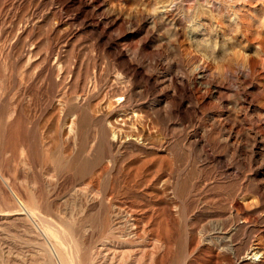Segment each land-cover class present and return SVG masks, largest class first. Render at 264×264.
Instances as JSON below:
<instances>
[{"label": "rangeland", "instance_id": "1", "mask_svg": "<svg viewBox=\"0 0 264 264\" xmlns=\"http://www.w3.org/2000/svg\"><path fill=\"white\" fill-rule=\"evenodd\" d=\"M0 264H264V0H0Z\"/></svg>", "mask_w": 264, "mask_h": 264}, {"label": "bare ground", "instance_id": "2", "mask_svg": "<svg viewBox=\"0 0 264 264\" xmlns=\"http://www.w3.org/2000/svg\"><path fill=\"white\" fill-rule=\"evenodd\" d=\"M23 209H24V208H23ZM252 254H254V253H252ZM252 254H251V255H252Z\"/></svg>", "mask_w": 264, "mask_h": 264}]
</instances>
